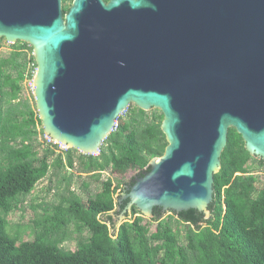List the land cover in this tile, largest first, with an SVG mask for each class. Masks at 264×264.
I'll list each match as a JSON object with an SVG mask.
<instances>
[{"label":"water","instance_id":"95a60500","mask_svg":"<svg viewBox=\"0 0 264 264\" xmlns=\"http://www.w3.org/2000/svg\"><path fill=\"white\" fill-rule=\"evenodd\" d=\"M0 39L32 49L43 134L66 150L98 156L130 105L162 115L116 227L132 207L208 219L229 129L264 161V0H0Z\"/></svg>","mask_w":264,"mask_h":264},{"label":"trees","instance_id":"16d2710c","mask_svg":"<svg viewBox=\"0 0 264 264\" xmlns=\"http://www.w3.org/2000/svg\"><path fill=\"white\" fill-rule=\"evenodd\" d=\"M61 1L66 14L72 0ZM31 54L29 46L18 42L0 58V264H264V183L257 189V178L247 168L255 162L264 170V161L245 151L234 129L227 132L220 170L213 177L208 219L196 210L173 213L185 229L181 235L160 209L153 210L151 230L132 207L127 221L116 228L114 218L125 210L127 201L120 196L116 200L119 186L113 188L109 179L101 181V175L137 171L138 178L144 176L148 163L160 158L167 146L160 130L163 117L158 111L146 113L130 106L116 120L98 156L75 150L56 155V146L45 141L44 148L38 143L43 136L41 122L35 107L21 98ZM75 162L79 173L99 186L98 192L83 203L70 191L68 181L65 196L51 214L35 222L31 241L10 238L5 216L17 209L20 198L29 196L51 167L72 170ZM132 185L123 188L128 193ZM69 226L87 236L79 237L74 251L67 253L60 246L72 238Z\"/></svg>","mask_w":264,"mask_h":264},{"label":"rangeland","instance_id":"374dc122","mask_svg":"<svg viewBox=\"0 0 264 264\" xmlns=\"http://www.w3.org/2000/svg\"><path fill=\"white\" fill-rule=\"evenodd\" d=\"M0 40L1 58L7 55L10 52L11 47L16 43L8 44L3 39ZM21 96L22 99H28L30 104L35 107L33 95L26 94L25 91H23V93H21ZM130 106L131 108L135 107L133 105ZM151 111L154 112L157 110H150L146 113H149ZM45 138L46 137L43 134V136H40L38 139V143L44 148L47 147ZM41 151L42 150H40L39 152ZM54 153L56 155L60 153L62 154L63 147L61 148V146H56V148H54ZM77 153L80 154L79 152ZM78 154H74V157H77ZM49 163L52 164L53 161H49ZM247 168L253 172L252 176L257 178L256 187L257 189H260L264 183V170L258 167L255 162L250 163ZM79 172L80 171L77 162H75L74 169L72 170H55L53 167H51L46 178L36 185L32 193L25 198H20L21 204H19L17 209L13 210L11 213H9V215L5 216V220L7 221V228L5 231L7 235L10 238H16L19 243L31 241L33 239L34 232L36 231L34 225L35 222L40 221L43 216H48L51 214L52 207L57 206L61 198L65 196V189L67 187L68 181H70V191L77 195L83 203H86L90 198H92L98 192L99 186L89 177V175L80 174ZM136 172L137 171H130L126 175L119 176L117 174H111L107 171L105 173H102L100 180H111L113 188L119 186V188L116 189L114 193L115 198V195L120 190L121 185L127 183L129 178L132 177ZM85 185H87V189H85ZM115 211L116 209L113 211V213ZM139 216L143 218L144 222H149L150 228L151 230H153V228L155 227V223L151 221V218L143 215ZM135 217H137V215L133 218ZM163 218H171L172 226L178 227L181 235L182 233H184V227L177 224L176 218L173 213H169ZM127 219L128 218L119 223L118 226L126 222ZM68 233H71V240L62 243L60 246V248L67 253L74 251V249L76 248L77 239L79 237L85 239L87 236L85 232L80 235L76 234L74 232V228L71 226L68 227Z\"/></svg>","mask_w":264,"mask_h":264},{"label":"built area","instance_id":"2783aa9c","mask_svg":"<svg viewBox=\"0 0 264 264\" xmlns=\"http://www.w3.org/2000/svg\"><path fill=\"white\" fill-rule=\"evenodd\" d=\"M31 56H32V54H31ZM35 71H36V66H35L34 60H33V62L28 61L27 65H26L25 72H24V79L21 83V88H22L21 93H23V91H25L26 94L33 95V91H34L33 80H34V76H35ZM115 127H116V125H115ZM45 140L49 144H51L52 146H60L48 138H45ZM65 150L66 149L63 148V151H65Z\"/></svg>","mask_w":264,"mask_h":264},{"label":"flooded vegetation","instance_id":"af4514ba","mask_svg":"<svg viewBox=\"0 0 264 264\" xmlns=\"http://www.w3.org/2000/svg\"><path fill=\"white\" fill-rule=\"evenodd\" d=\"M132 182H133V180L131 181V183H132ZM131 183H130V184H131ZM121 191H122V193H124V192H125L124 188H122ZM128 191H129V189H128ZM126 194H127V192H126ZM119 202H120V200H119ZM160 212H161V211H160ZM161 213L163 214V212H161ZM118 215H119V212H118L117 216H118Z\"/></svg>","mask_w":264,"mask_h":264},{"label":"clouds","instance_id":"9594fccd","mask_svg":"<svg viewBox=\"0 0 264 264\" xmlns=\"http://www.w3.org/2000/svg\"><path fill=\"white\" fill-rule=\"evenodd\" d=\"M116 125V124H115Z\"/></svg>","mask_w":264,"mask_h":264}]
</instances>
